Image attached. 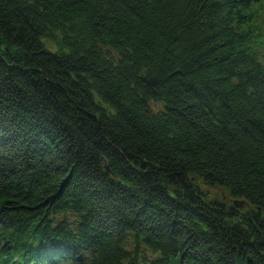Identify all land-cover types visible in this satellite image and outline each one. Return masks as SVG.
<instances>
[{
	"label": "trees",
	"instance_id": "1",
	"mask_svg": "<svg viewBox=\"0 0 264 264\" xmlns=\"http://www.w3.org/2000/svg\"><path fill=\"white\" fill-rule=\"evenodd\" d=\"M0 264H264V0H0Z\"/></svg>",
	"mask_w": 264,
	"mask_h": 264
},
{
	"label": "rangeland",
	"instance_id": "2",
	"mask_svg": "<svg viewBox=\"0 0 264 264\" xmlns=\"http://www.w3.org/2000/svg\"><path fill=\"white\" fill-rule=\"evenodd\" d=\"M151 106H152L153 109H159V105H157V104H151ZM213 191L214 190L211 189L212 193H213ZM224 199H225V201H230V203L236 201V200H233V199H229L228 197L224 198ZM245 207H246L245 204H243L241 208L244 209Z\"/></svg>",
	"mask_w": 264,
	"mask_h": 264
},
{
	"label": "water",
	"instance_id": "3",
	"mask_svg": "<svg viewBox=\"0 0 264 264\" xmlns=\"http://www.w3.org/2000/svg\"><path fill=\"white\" fill-rule=\"evenodd\" d=\"M233 205H234L235 208H237V209H241L243 203H242V202L234 201V202H233Z\"/></svg>",
	"mask_w": 264,
	"mask_h": 264
}]
</instances>
